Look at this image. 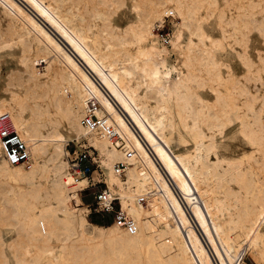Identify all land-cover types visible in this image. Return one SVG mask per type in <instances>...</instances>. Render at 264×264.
<instances>
[{
    "label": "bare ground",
    "instance_id": "6f19581e",
    "mask_svg": "<svg viewBox=\"0 0 264 264\" xmlns=\"http://www.w3.org/2000/svg\"><path fill=\"white\" fill-rule=\"evenodd\" d=\"M174 1L176 6L166 8L169 0H160L156 14L166 8L165 16L175 15L184 0ZM0 9V51L20 49L21 74L40 90L35 97L47 100L36 104L28 119L26 96L0 100V117L11 118L28 146L29 162L34 157L43 173L54 172L51 198L56 204L42 207L31 222L61 211L68 228L83 231L88 224L83 209L73 211L69 202L81 203L76 189L87 188L85 180L71 176L64 160L75 132L78 141L84 137L98 150L110 196L120 198L134 220L133 232L117 225L97 229L101 237L128 231L121 237L124 256L108 264H129L135 251L147 254L139 264H245L246 256L252 264H264V79H258L254 91L249 86L252 75L264 71L263 57L260 63L245 59V82L244 75L223 74L226 63L215 56L220 40L201 27L199 42L183 44L178 25L165 46L155 32L157 24L116 29L99 4L90 8L87 0H0ZM261 25L264 35V16ZM172 52L200 58L219 85L212 103L186 108L192 79L170 63ZM38 65L46 67L44 81ZM91 98L99 103L103 123L94 130L83 123ZM52 108L58 109L59 121L52 119ZM46 127L50 131L44 133ZM229 135L244 138L240 162L228 155L229 149L222 153L219 141ZM6 154L0 138L1 181L36 172L26 170V163L9 164ZM120 163L126 166L125 178L115 170ZM31 253L26 247L25 254ZM40 254L51 264L58 259L53 248Z\"/></svg>",
    "mask_w": 264,
    "mask_h": 264
},
{
    "label": "rangeland",
    "instance_id": "374dc122",
    "mask_svg": "<svg viewBox=\"0 0 264 264\" xmlns=\"http://www.w3.org/2000/svg\"><path fill=\"white\" fill-rule=\"evenodd\" d=\"M87 1L90 8L98 3L99 8L106 13L111 25L116 29L126 28L131 24L142 25L148 21H151L154 28L155 24H158L164 17L169 16H165L164 10L169 7L172 8L173 4L177 5L174 0H169L168 7L163 8L156 14V7L160 0ZM183 2L182 8L175 9L176 13L173 15L174 30L178 25L184 30L183 44L191 40L199 42L196 32L200 27L212 39L220 40L221 48L217 47L215 49V56L216 59L226 63L225 67L222 66L225 76L232 73L239 76L244 75L245 78V59L252 58L260 63L261 57L264 58V35L261 25L264 16L262 13L264 0H184ZM1 14L0 9V16ZM6 28L5 24L2 30L6 31ZM98 30L102 34L101 28ZM177 56L176 53L172 52L170 63L189 73L192 79V87L190 88L192 97L186 108L192 106L201 108V101L206 104L212 103L215 100L213 89L216 86L218 88L219 85L215 81L216 84H214L211 79L212 76L203 66V62L198 56L188 57V54L185 53ZM186 64L189 66L187 67ZM44 65L36 66V69L42 75L41 79L43 81L47 79L44 76L46 72ZM21 70H23V65L20 62V49L18 47L0 51V100L11 101L14 97L26 96L28 106L24 115L28 119L32 117L36 110L35 105L40 103L46 105L47 100L35 97V90L37 93L40 90L33 88V84L27 81V75L21 74ZM258 79H264L263 70L255 72L249 81V86L253 91ZM245 82H247L246 78ZM228 87L232 88V85L230 84ZM221 89L225 90L223 86ZM173 107L178 117L179 108H177V105ZM57 111V108H52L50 113L55 122L60 120V114ZM177 119V123L180 124L181 120ZM42 130L44 133L50 131L49 127ZM59 131L70 135L66 128H59ZM75 135V132L71 133L73 137L69 138L68 141L71 142V145L73 142H80ZM240 137L241 139L229 135L219 141L222 153L224 149H229L228 155L233 158L234 162H240L244 157L243 146L241 145L244 144V138L241 135ZM189 139L192 140L190 136ZM81 140L91 147V153L97 155L96 160L100 163L102 174H104V179L109 186L108 174L102 165L98 150L84 137ZM246 147H249V145L245 140V154H251V150H246ZM67 156L68 151L64 157V160L68 162ZM37 162L39 161L31 157V161L24 164L26 170H30L31 167L35 168L36 172L33 175L9 180L8 182L1 181L0 178V264H51L46 254L38 256L39 251H44L46 247L55 250L58 259L54 264H108L120 260V257L125 254L121 255V253L126 251L124 240L121 237L123 234H127L128 231L115 235L99 236L97 229H107L119 225L114 221L112 222L113 218L110 219L97 213H90L91 209L88 206L93 204L95 188L88 189L86 178L77 179L86 181L87 188L80 190V187H77L76 189L82 202L77 203L75 199L69 200L73 211L77 212L78 209H83L88 221L85 230L82 231L77 227L75 230L72 226L73 230L71 227L64 226L61 223L64 213L61 211L49 212L42 222L30 221V217L39 213L42 207L56 204L51 198L54 194V172L43 173ZM117 166L116 164V171L118 170ZM97 175L96 172L95 176ZM122 175L125 178V174ZM39 185H41V188L36 192L33 191L35 186ZM143 204L147 205V201ZM26 247L32 250V255L25 254ZM146 255L135 251L129 264H139V259L145 258ZM244 262L245 264H252L248 256L245 257Z\"/></svg>",
    "mask_w": 264,
    "mask_h": 264
},
{
    "label": "built area",
    "instance_id": "2783aa9c",
    "mask_svg": "<svg viewBox=\"0 0 264 264\" xmlns=\"http://www.w3.org/2000/svg\"><path fill=\"white\" fill-rule=\"evenodd\" d=\"M173 15L156 25L155 32L162 44L169 46L173 36L174 29ZM99 103L91 98L88 102V111L84 117L83 123L89 129H99L102 127V120L97 115ZM0 138L6 145V159L11 165L28 163L30 152L26 142L20 137L14 128L13 122L8 115L0 117ZM68 151L67 160L69 163V172L75 179L86 178L88 180V189L95 188L93 195V204L89 205L90 213H97L102 217L113 218L119 226L133 232L134 220L123 211L120 199L111 197V191L102 174L100 163L96 160L97 155L91 153V147L84 141L68 142L66 146ZM129 155H131L129 153ZM117 169L121 174H125L126 166L123 163L118 164ZM98 173L95 176V173ZM142 203L145 202L144 198Z\"/></svg>",
    "mask_w": 264,
    "mask_h": 264
}]
</instances>
